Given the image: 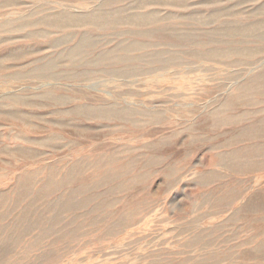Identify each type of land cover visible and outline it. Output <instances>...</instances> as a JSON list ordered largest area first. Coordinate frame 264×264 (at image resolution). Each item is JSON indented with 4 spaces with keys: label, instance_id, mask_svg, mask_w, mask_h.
<instances>
[{
    "label": "rangeland",
    "instance_id": "rangeland-1",
    "mask_svg": "<svg viewBox=\"0 0 264 264\" xmlns=\"http://www.w3.org/2000/svg\"><path fill=\"white\" fill-rule=\"evenodd\" d=\"M178 1L0 0V262L264 264V0Z\"/></svg>",
    "mask_w": 264,
    "mask_h": 264
},
{
    "label": "bare ground",
    "instance_id": "bare-ground-1",
    "mask_svg": "<svg viewBox=\"0 0 264 264\" xmlns=\"http://www.w3.org/2000/svg\"><path fill=\"white\" fill-rule=\"evenodd\" d=\"M170 1V3H173V5L172 6H174V4H179V1L178 0H169ZM182 2V1H181ZM214 3H216V2H214ZM178 6V5H177ZM199 20V19H198ZM145 21V20H144ZM150 21V20H149ZM111 22H114V23H116L115 22V20L113 19V20H111ZM143 22V21H142ZM95 23V22H94ZM145 23V22H144ZM146 23H148V22H146ZM153 23V22H152ZM44 25H46V24H44ZM48 25V24H47ZM46 25V26H47ZM57 25H59V23H52V22H49V26H50V28L51 27H54V26H57ZM20 26H30V23H28V22H24V23H22ZM138 44V43H137ZM94 44L92 43V42H90V40H86V41H83L82 42V44L81 45H79L77 48H76V53H78V54H80V53H82V52H84L85 50L84 49H86V48H89V47H91V46H93ZM133 45H136L135 43L134 44H132V46ZM131 46V45H130ZM131 46V47H132ZM147 46V45H146ZM158 55H160V54H158ZM217 57V56H216ZM97 63V62H96ZM100 115V114H99ZM14 117H16V118H20V119H22V116H20V115H15L14 114ZM1 264H3L2 262H0Z\"/></svg>",
    "mask_w": 264,
    "mask_h": 264
}]
</instances>
